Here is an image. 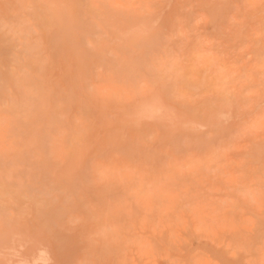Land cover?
Listing matches in <instances>:
<instances>
[{
  "label": "rangeland",
  "instance_id": "obj_1",
  "mask_svg": "<svg viewBox=\"0 0 264 264\" xmlns=\"http://www.w3.org/2000/svg\"><path fill=\"white\" fill-rule=\"evenodd\" d=\"M0 264H264V0H0Z\"/></svg>",
  "mask_w": 264,
  "mask_h": 264
},
{
  "label": "bare ground",
  "instance_id": "obj_2",
  "mask_svg": "<svg viewBox=\"0 0 264 264\" xmlns=\"http://www.w3.org/2000/svg\"><path fill=\"white\" fill-rule=\"evenodd\" d=\"M183 81V80H182ZM176 87V86H175ZM170 95V94H169ZM163 98V97H162ZM155 100V99H154ZM163 104V103H162ZM164 106V105H163ZM141 107V106H140ZM152 108V107H151ZM131 109V108H130ZM140 110V109H139ZM156 110V109H155ZM136 112V111H135ZM137 113V115H138V112H136ZM160 113H162V112H160ZM153 114V113H152ZM219 114V113H218ZM200 115V114H199ZM134 117V116H133ZM143 117V116H142ZM137 119V118H136Z\"/></svg>",
  "mask_w": 264,
  "mask_h": 264
}]
</instances>
